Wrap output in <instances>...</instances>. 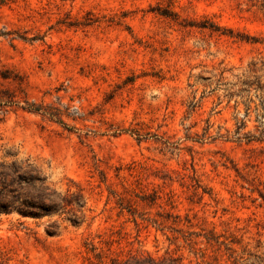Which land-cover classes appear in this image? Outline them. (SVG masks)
Returning a JSON list of instances; mask_svg holds the SVG:
<instances>
[{
	"label": "rangeland",
	"instance_id": "rangeland-1",
	"mask_svg": "<svg viewBox=\"0 0 264 264\" xmlns=\"http://www.w3.org/2000/svg\"><path fill=\"white\" fill-rule=\"evenodd\" d=\"M13 164L85 221L0 214V264H264V2L0 0Z\"/></svg>",
	"mask_w": 264,
	"mask_h": 264
},
{
	"label": "trees",
	"instance_id": "trees-1",
	"mask_svg": "<svg viewBox=\"0 0 264 264\" xmlns=\"http://www.w3.org/2000/svg\"><path fill=\"white\" fill-rule=\"evenodd\" d=\"M258 1L264 2V0ZM161 15L165 17H174L168 10H166V12H161ZM9 168H11V170L4 172L3 175L5 179L11 177L12 185L16 186L8 189L12 194V200L10 203L0 206V214L5 213L9 215L18 213L23 218L42 219L54 213H71L75 216L74 219H71L74 226H81L84 223L85 215L82 209L85 207L86 202L83 189L80 186L76 185L79 201L75 202L73 199L57 194L55 190L51 191L50 187L45 185L46 179L39 176V171L35 170L37 173L36 175L30 174L29 171L21 173V168L16 164H13ZM37 182L40 183V186L36 188V194L30 197L29 193L26 191V186H34ZM23 196H26V198L21 201ZM17 203L19 204L17 205ZM75 205H77L78 208H76ZM174 262L175 260H173V264H175ZM148 264L159 263L155 260H150Z\"/></svg>",
	"mask_w": 264,
	"mask_h": 264
}]
</instances>
